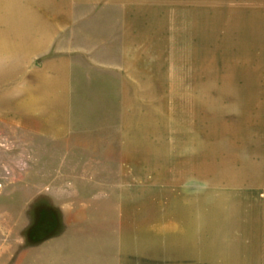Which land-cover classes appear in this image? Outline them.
Listing matches in <instances>:
<instances>
[{
  "label": "rangeland",
  "instance_id": "obj_1",
  "mask_svg": "<svg viewBox=\"0 0 264 264\" xmlns=\"http://www.w3.org/2000/svg\"><path fill=\"white\" fill-rule=\"evenodd\" d=\"M215 6L0 0V264H264V5Z\"/></svg>",
  "mask_w": 264,
  "mask_h": 264
},
{
  "label": "crops",
  "instance_id": "obj_2",
  "mask_svg": "<svg viewBox=\"0 0 264 264\" xmlns=\"http://www.w3.org/2000/svg\"><path fill=\"white\" fill-rule=\"evenodd\" d=\"M209 1V5L211 6H215V10L216 11H219L221 12V8L222 9H228V8H232L231 6L233 5H237L240 4V5H243L245 7H250V8H259L261 5L263 6L264 5V0H208ZM227 7V8H226ZM24 41V40H23ZM30 39L28 40H25V43H29ZM2 47V43H0V48ZM9 48H12V49H15L11 44L9 46ZM124 209H125V205L123 206ZM170 209L164 211V213H170L172 214L173 216H176L177 219H179L180 221H184V223L189 226V230L188 229H185L186 232H189L190 231V219L188 220V214L190 213L189 210H188V207L190 208V206L188 207H183L182 209L178 210L179 206H176V210H171V209H174L172 208V206H166ZM122 210L123 211V217L126 216V209L125 210ZM140 214L142 213L143 214V210L141 211H138ZM137 213V216H139V214ZM122 217V218H123ZM124 219V218H123ZM181 221V222H182ZM125 229L123 228L122 231H124ZM141 231H139L140 233ZM122 240L126 239V235L124 236V234H122ZM204 254V252H203ZM202 254V256H203ZM201 256V257H202Z\"/></svg>",
  "mask_w": 264,
  "mask_h": 264
}]
</instances>
